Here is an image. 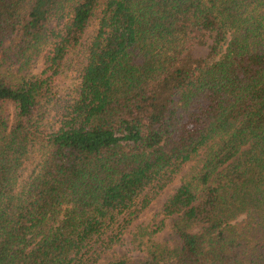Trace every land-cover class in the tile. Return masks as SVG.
I'll list each match as a JSON object with an SVG mask.
<instances>
[{"label": "trees", "instance_id": "trees-1", "mask_svg": "<svg viewBox=\"0 0 264 264\" xmlns=\"http://www.w3.org/2000/svg\"><path fill=\"white\" fill-rule=\"evenodd\" d=\"M202 149L171 253L103 264H264V0H0V264H101Z\"/></svg>", "mask_w": 264, "mask_h": 264}, {"label": "rangeland", "instance_id": "rangeland-1", "mask_svg": "<svg viewBox=\"0 0 264 264\" xmlns=\"http://www.w3.org/2000/svg\"><path fill=\"white\" fill-rule=\"evenodd\" d=\"M96 28L97 19H93L85 38L91 36ZM196 53L197 55H205L206 48H199ZM75 60V56H73L68 70L70 73L65 75L60 84L61 88L71 84L72 79H74L75 71L73 73L72 70H75ZM17 69V67L13 69L12 77L19 80L21 73L24 72L20 73ZM41 70L42 60L37 59L32 61L25 73L37 74ZM204 151V149L200 150L199 155L187 162L170 183L156 192L149 205L132 218L127 228L119 236L118 241L104 249L100 260L101 264L112 257H125L136 262H143L153 249H159L165 256L171 253L177 242V227L182 222L178 214L167 215L165 205L175 191L202 166ZM39 160V155L34 152L22 172V179L27 178L32 173ZM121 221L123 222V220Z\"/></svg>", "mask_w": 264, "mask_h": 264}]
</instances>
